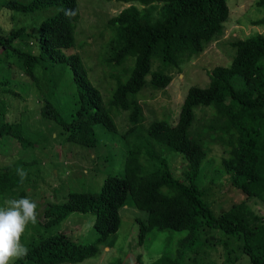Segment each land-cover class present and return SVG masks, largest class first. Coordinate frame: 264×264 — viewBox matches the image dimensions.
I'll return each mask as SVG.
<instances>
[{"label":"trees","instance_id":"16d2710c","mask_svg":"<svg viewBox=\"0 0 264 264\" xmlns=\"http://www.w3.org/2000/svg\"><path fill=\"white\" fill-rule=\"evenodd\" d=\"M122 1L130 4L106 21L109 35L113 34L100 59L110 67L121 65L122 70H128L124 66L127 61L130 69L127 79L116 82L103 102L79 54L63 53L74 42L79 17L76 0H0V8L22 14L56 8L53 15L36 25L38 53L25 50L32 35L30 28L12 27L0 33V58L16 62L31 81L41 99L39 115L44 121L56 124L66 142L88 148H94L98 141L95 126L113 135L117 133L113 118L123 112L126 122L123 131L118 129L119 140L127 148L120 165L122 174L106 175L97 193L68 192L63 202L44 204L43 220L35 226L38 231L29 224L34 234L25 229L21 237L27 256L12 264L76 263L95 256L98 244L116 232L118 210L127 198L132 207L144 213L135 219L137 244L153 230L184 232L176 239L174 255L161 254L149 264H183L181 250L191 248L203 228L230 237L222 244L227 263L233 264L243 256V264H264V215L248 205L249 201L264 205V35L256 33L232 41L229 64L208 71L206 86L187 88L173 123L164 116L145 123L138 99L141 93L164 88L170 81L167 69H178L183 59L201 53L220 35L228 8L225 0ZM257 5L264 8V0H258ZM67 10H73L75 16H66ZM253 25L264 26V18ZM44 58L51 65L66 67L71 83H63L69 84L68 94L61 95L57 90L60 78L49 77L51 68L41 65ZM153 62L158 63L155 68ZM10 63L5 66L9 68ZM5 82L0 81L2 85ZM6 92L17 95L8 88ZM196 113L199 115L195 119ZM2 115L0 138H11L4 141L7 145L14 141L26 150L32 149V141L22 139ZM136 134L142 141L135 139ZM213 144L223 152L219 171L228 176L229 186L242 194L215 213L204 200L200 184L204 179L202 165ZM171 152L183 160L178 177L166 161L165 153ZM35 160L16 158L0 167V207L10 199H32L31 192L40 187L38 182H28L34 174ZM17 167L27 172L23 183L16 174ZM72 212L94 214V243L79 244L61 232L40 233V229L59 224ZM208 237L204 241L213 244Z\"/></svg>","mask_w":264,"mask_h":264},{"label":"rangeland","instance_id":"374dc122","mask_svg":"<svg viewBox=\"0 0 264 264\" xmlns=\"http://www.w3.org/2000/svg\"><path fill=\"white\" fill-rule=\"evenodd\" d=\"M257 1L225 0L228 16L222 23L221 34L206 44L201 53L183 59L178 69H167L166 73L170 75V81L164 88L147 89L139 96L145 123L161 116H164V119L167 117V120L173 123L187 88L206 86L208 71L215 66L229 64L233 54L230 46L232 41L256 33L264 35V26L253 25L255 20L264 18V8L259 7ZM76 4L79 17L74 27V42L72 47L64 50L63 53L68 55L75 51L79 54L89 81L98 89L104 102V99L110 96V91L113 90L116 82H124L127 79L130 69L127 67L129 66L127 61L124 66L128 70H122L121 65L110 67L102 63L100 58L103 47L113 34L109 35L106 21L130 3H124L122 0H76ZM131 4L137 8L140 7L136 3ZM55 12V7H44L28 14L0 8V33L12 27L30 28L32 32L28 38L30 45H26L25 50L38 53L37 40L34 37L37 34L36 25ZM44 60L45 58L41 60V65L51 68V73L47 72L49 77L61 79L56 84L57 90L61 92V95L68 94L66 87L69 84L63 83L66 80L70 82L66 67L61 64L51 65L48 59ZM6 63L10 61L0 58V81H6L4 85L0 83V114H4L2 115L4 121L12 124L15 132L22 139L32 141L33 147L26 150V147L20 144L18 146L14 141L7 145L4 141L11 138L1 137L0 167L12 163L16 158L23 161L36 159L34 170L32 168L34 174L28 182L32 185L38 182L40 186L31 192V195L38 205V221L41 222L43 220L41 207L44 204L61 203L66 199L68 192L97 193L106 175L122 174L120 165L127 148L119 140V133L124 130L126 122L123 112L115 116L113 120L117 125V133L113 135L95 126L98 141L94 148L66 142L65 135L60 133L59 127L52 121H44L39 115L42 103L40 97L33 91L31 81L29 82L16 62L12 60L9 68L5 66ZM157 64L153 62V68ZM7 88L15 91L16 97L7 93ZM198 115L196 113L195 119ZM137 136L138 134L135 139L142 141V138ZM165 156H167L166 161L168 160L171 172L178 177L183 168V160L174 152L165 153ZM222 156L221 148L213 144L208 147V153L202 165L204 179L200 183L201 190L204 200L214 213L222 210L229 203L236 202L242 196L240 192L229 186L228 176L219 171V161ZM249 203V207L251 206L255 212L264 215V205L258 201H249ZM118 214L120 222L116 232L109 235L103 243L98 244V252L95 256L81 262L61 264H149L161 254L174 255L177 248L176 239L184 232L153 230L146 236L144 242L137 244L135 219L144 216V213L132 207L131 201L127 198L125 205L118 210ZM93 219L94 216L90 212H72L59 224L46 230L40 229V233L52 235L61 232L76 243L91 244L96 239V233L92 227ZM33 226L34 231H38L35 226H39L37 224ZM26 229L27 232L34 234L33 227L27 226ZM206 230L211 231L205 232ZM207 236L213 244L209 245L204 241ZM228 238L230 239L215 229L199 230L191 248L181 250V262L183 264H229L224 259L222 248L223 242ZM104 247L107 248L104 249ZM179 258L180 255L178 260ZM243 263L245 258L240 256L233 264Z\"/></svg>","mask_w":264,"mask_h":264},{"label":"clouds","instance_id":"9594fccd","mask_svg":"<svg viewBox=\"0 0 264 264\" xmlns=\"http://www.w3.org/2000/svg\"><path fill=\"white\" fill-rule=\"evenodd\" d=\"M75 14L73 10L65 11L69 17ZM16 174L21 183L27 178V172L22 167H17ZM5 205L0 207V264H12L28 254L27 247L21 243V237L29 224L35 225L38 222V205L28 197L7 200Z\"/></svg>","mask_w":264,"mask_h":264}]
</instances>
